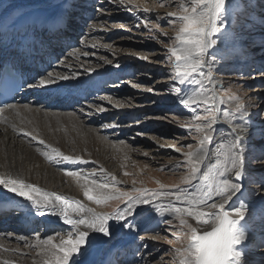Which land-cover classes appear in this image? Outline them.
Here are the masks:
<instances>
[{
	"label": "rangeland",
	"instance_id": "obj_1",
	"mask_svg": "<svg viewBox=\"0 0 264 264\" xmlns=\"http://www.w3.org/2000/svg\"><path fill=\"white\" fill-rule=\"evenodd\" d=\"M161 3L164 4L163 7L160 6ZM63 4L66 7L70 6L64 0H55L53 7L49 9H52L50 14L58 16ZM70 4L63 17L65 21L70 22V28L65 31L68 38L60 40L64 45V54L58 52L57 66L48 73L53 76L72 77L67 81H60L59 84H63L62 86L74 83H77L74 85L76 87L84 86V91L90 96L85 100L79 98L68 102L73 107L67 112L79 113L85 123L99 130L108 141L126 144L131 153L120 162L126 166L120 171L119 182L109 173L100 181L97 174L100 171L101 174L106 173L98 170L99 167L95 163H89L90 161L75 166L68 164L66 169L63 170V166L58 171L65 175L66 172L89 173L100 183H108L113 179L111 181L119 189L115 195L127 192L133 196L140 194L147 196L155 191L173 190L172 186L175 185L194 191V188L182 185L180 180L188 171L183 155L190 150L186 145L192 144L195 147L197 144L193 139L194 132L182 126L190 120L192 113L170 94L171 64L167 59V48L171 46L176 32V26L168 23L167 14L179 11V0H132L131 3L129 0H123V3L121 0H75ZM232 5L234 21L236 15L240 14L241 19L246 15L254 23L245 24L241 29L239 24L234 22L233 26L227 29L226 38L220 46L216 63L212 68V76L215 95L217 99L224 101L218 104L219 110L223 112L227 109L234 113L236 105L243 104L248 115L237 116L234 123L243 124L242 122L247 120V124L260 128L253 136L256 149L254 153L249 154L251 160L252 155L259 154L264 148V27H261L260 19L261 15H264V3L261 0H232ZM144 8L151 11L145 13ZM24 30L30 31L26 27ZM18 42L19 39L16 44ZM24 42L21 41V44ZM5 46L2 45V48ZM50 47L54 48L51 44ZM79 52L88 53V56L80 58L82 61L80 64H84L81 65L84 68L80 69L78 66L63 68L68 57H71L70 53ZM205 83L210 90L213 89L212 84H207V81ZM147 88L156 91L148 92ZM67 89L70 90V86ZM70 93L76 95V92ZM31 100L33 102L26 104L38 106L43 110L60 111L48 108L44 104H35L36 98L32 97ZM53 102L59 105L67 100L59 97ZM213 137V143L209 147L214 151L215 145L233 139L231 125L221 118L215 125ZM214 159L210 156L206 163ZM56 162L61 163L60 160ZM93 173H96V176L91 175ZM227 176L231 178V174ZM262 183L264 168L250 164L243 192L239 195L240 198L238 196L233 200L234 204L243 200L251 205L249 226L251 228L255 224L254 232L260 231L261 221L264 219V204L255 203L257 198H264V190L260 188ZM160 185L166 187L161 189ZM133 189H140L141 192L137 193ZM73 194L62 196L70 202L79 201L86 208L91 207V201L86 199L83 193L74 189ZM161 198V201L149 204L147 209L145 205L139 206L137 214L128 218V224L132 227H125L117 233L114 245L115 248H121L118 252L114 249L112 264H116L117 260L120 264H175L177 258L174 250L180 247V243L173 233L186 229H183L179 221L173 219L167 212L157 213L154 210L155 205L168 204V198L166 201L165 197ZM2 199L4 201L6 198ZM218 199L213 197V200ZM125 201L126 198L110 199L100 205L94 203L96 207L93 209L97 213H112L118 208H123ZM6 217H10V214ZM22 220L23 216L17 220L18 225ZM166 220H172V224H167ZM17 222L14 221L11 225ZM54 223L57 225L48 235L41 226H35L34 229L28 227V233L25 235L18 229H11L8 226L4 232L0 231V238L2 237L12 247L18 245L19 250H26L24 257L33 259L38 256L40 241L51 236L54 242H59L60 238H66L69 232L74 231L72 225ZM110 223L114 224L115 221ZM253 248L254 245L250 244L251 258L255 264H262L264 253L252 251ZM101 251V255L94 259L93 264H104L103 252L107 251V246L101 248Z\"/></svg>",
	"mask_w": 264,
	"mask_h": 264
},
{
	"label": "snow or ice",
	"instance_id": "obj_2",
	"mask_svg": "<svg viewBox=\"0 0 264 264\" xmlns=\"http://www.w3.org/2000/svg\"><path fill=\"white\" fill-rule=\"evenodd\" d=\"M261 2L264 3V0ZM160 6L163 7L164 4L161 3ZM178 9L177 12L167 14L168 23L176 26L171 46L167 48V59L171 64L170 94L192 113L190 120L182 126L194 132L193 139L197 144L195 147L192 144L186 145L190 150L183 155L188 171L180 180L182 185L195 190L175 185L172 186L173 190L155 191L147 196L143 194L133 196L127 192L105 195L97 190L108 189L109 184H98L96 180H91L90 186L87 177H81V174L76 172H66V175L76 177L77 180L84 179V196L97 205L110 199L126 198L123 208H118L112 213H97L95 209L86 208L79 201L70 202L62 195L43 191L21 178L0 174V186L27 202L20 203L15 208L0 206V214L23 212L27 209L29 212L34 210L36 214L44 215L45 209L55 210L59 206L60 211L55 214L61 215L64 223L72 225L74 229L66 238H60L58 243L54 242L51 236L39 242L45 256L43 264H90L89 257L94 252L106 246L111 249L117 233L125 227H132L128 224V218L137 214L139 206L152 204L161 197L168 198V204L155 205L154 210L157 213L167 212L173 219L179 221L183 229H186L173 233L180 243V247L174 250L177 258L175 264H255L249 250L250 244L254 245L252 251L264 253V219L261 221L260 231L254 232L255 224L251 228L249 226L251 205L243 200L238 204L233 203L234 198L243 192L249 165L257 164L264 168V148L259 154L252 155L249 160V154L254 153L256 149L254 137L247 120H244L242 125L234 123L237 116L247 117L246 107L237 104L234 113L227 109L221 112L218 104L224 101L218 100L215 95L212 76V68L216 63L220 46L226 38L227 29L231 28L234 22L238 23L241 29L245 24L254 22L246 15L241 19L240 14L236 15L234 21L232 0H179ZM143 11L148 13L151 10L144 8ZM260 19L261 27H264V15H261ZM210 49L213 51L210 52ZM12 71L15 72V66ZM71 78L69 75L53 76L48 73L45 78L39 79L38 85L28 84L27 87L47 88L58 80L67 81ZM12 79L16 81V90H19L20 77L12 76ZM205 81L213 85L212 90L207 87ZM147 91L156 90L147 88ZM6 107L14 109L16 106L8 104ZM2 114L3 109H0V115ZM221 118L231 125L233 139L230 142H220L215 145L213 151L209 146L213 143L215 125ZM24 134L31 135L28 132ZM39 143L45 142L40 140ZM41 155L49 162L54 161L56 157L68 162L80 159L64 155L56 148L51 149V154L43 151ZM210 156L215 159L206 163ZM227 174H231V178H228ZM111 187L115 189L114 184ZM160 187L164 189L166 186ZM260 188L264 190V183ZM116 191L119 192L118 189ZM133 191L141 192L140 189ZM213 197L219 199L213 200ZM3 203L8 204L12 201L5 199ZM69 210L76 213L79 218H72ZM165 222L172 224V220ZM116 264H120V261L117 260Z\"/></svg>",
	"mask_w": 264,
	"mask_h": 264
},
{
	"label": "bare ground",
	"instance_id": "obj_3",
	"mask_svg": "<svg viewBox=\"0 0 264 264\" xmlns=\"http://www.w3.org/2000/svg\"><path fill=\"white\" fill-rule=\"evenodd\" d=\"M72 1L74 2L75 0H64V2L70 6ZM54 3L55 0H0V34H6L3 40L0 39V46L2 44L7 47L14 45L15 43L12 40L19 36L26 35V44L23 47L18 45L16 47L17 51H13L11 47L8 48L7 51L10 52L9 55L22 49V55L28 54L30 57L39 55L43 61L49 58L45 55L46 53L36 47V44L41 38L45 37V34H47V36L50 37L49 39L53 40L50 44L63 55L64 45L60 43V40L68 38V34L65 31L67 28H70V22L68 23L65 21L63 17L70 6L66 7L63 4L61 7L62 10L58 11L59 15L57 16L50 14L52 9L49 10L53 7ZM26 26L32 28L28 34L22 31V28ZM43 32H45V34ZM70 55L71 57H68L63 68L66 66L71 68L76 66L80 67V69L84 68L81 66L84 64H80L82 62L80 58H84L83 56L88 55H84L83 52L70 53ZM22 61H25V59ZM39 65L40 64H37V66ZM56 66L57 63L54 68H56ZM47 74L42 78L46 77ZM103 76L100 77V79L103 78ZM59 83L60 81L58 80L57 83L50 85L47 88H38V86L32 88L28 87L27 94H35L37 91H41L43 95L47 93L51 96L52 100L56 99V97L58 98L59 95L66 94L71 97L70 101L73 102L76 99H79L77 98L79 95L82 94L83 96L86 93L84 91V86H74L77 83L66 86H62L63 84ZM37 84L38 83L33 85ZM68 86H70V90L67 89ZM63 88H66V90L64 91ZM70 92H76V95H73ZM89 96L90 94H87V98ZM29 102L22 99L20 102L13 104L16 106L14 109H9L7 107L3 108V114L0 115V174L21 178L27 183L36 185L48 193L67 196L74 195V189H77L84 195L85 184L83 178L80 180L75 179L76 177L73 176L65 178L69 175H65L58 171V169H62L63 166V170L66 169L68 164L69 166H75L90 161L89 163H95L96 166L99 167L98 170H102L103 173H106L101 174L100 171V173L97 174V177H100V181L102 178L108 176V173L114 175V177L118 179L121 169L126 166L120 162L124 157L131 153V151L125 146L126 144L111 143L100 134L99 130L85 123L79 113L67 112L70 110H63V108L60 107H57L60 111L43 110L38 106L33 107L26 104ZM39 103L41 105L44 104L42 102ZM48 108L54 107L49 106ZM88 112H90V110ZM248 127L252 136H254V133L260 129L249 124ZM25 132H28L31 135H25ZM40 140H43L45 143L40 144ZM52 148L59 149L64 155L73 158L78 157L80 159L76 162H68L56 157L54 161L49 162L43 155H41V152L47 151L51 154ZM38 149L40 151H37ZM56 160H60L61 163L58 164ZM116 166H118V168ZM79 174H81V177L88 178L89 185L91 180H94L89 173L79 172ZM95 174L93 173L91 175L96 176ZM111 180L107 183L110 185L108 189H98L97 191L102 192L105 195H115L117 193L116 189L118 188H116V184ZM100 181L97 183L102 184ZM119 181L120 179H118V182ZM113 184L115 185V189L111 187ZM92 187L95 188V186ZM239 195L240 194H238V196ZM2 197L12 201V203L4 204ZM161 200L162 198L156 202ZM164 200L166 201V198H164ZM20 203L27 202L23 201V198L7 192V190L0 186V206L14 208ZM255 203L259 205L264 204V198H257ZM90 205L92 209L95 206L93 201H91ZM145 208L147 209L148 205H145ZM59 211L60 208L58 206L55 210L51 208L45 209L44 215L36 214L34 210L33 212H29L27 209L21 213L12 212L0 214V222L7 220L4 225H1L3 228L0 229V231L4 232L7 230L5 226H9L11 229H18L25 235L28 233V227L31 226V228L34 229L35 226H41V229H45V234L48 235L52 233L53 227L57 225L54 222L64 223L62 216L55 214L59 213ZM9 214L10 217H6ZM69 214L74 219L79 218L76 213L69 211ZM21 216H23L22 221L28 224V226L23 227L22 225L20 226V224L18 225L17 220H19ZM14 221L17 223L11 225ZM120 248H115V245L111 247V249L107 247V251L103 252L104 264H110V261L112 264L114 249L118 252V249ZM24 252H26V250H19L18 245L12 247V245L5 242L2 237L0 238V264H43L45 256L41 251V246L37 253L38 256L33 259H26L24 257L26 253ZM101 253V249L94 252L93 255L89 257L90 264H93L94 259L96 257L98 258Z\"/></svg>",
	"mask_w": 264,
	"mask_h": 264
}]
</instances>
